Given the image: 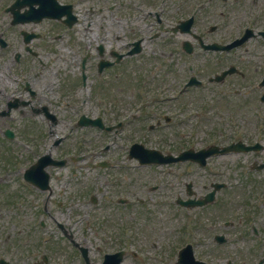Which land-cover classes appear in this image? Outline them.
<instances>
[{
	"label": "flooded vegetation",
	"instance_id": "flooded-vegetation-1",
	"mask_svg": "<svg viewBox=\"0 0 264 264\" xmlns=\"http://www.w3.org/2000/svg\"><path fill=\"white\" fill-rule=\"evenodd\" d=\"M54 1L59 17L42 21L54 22L67 31L76 28L75 32L88 48L82 59V68L91 56L99 60H114L121 56L117 66L108 70L120 69L121 62L148 58L152 69L166 75L178 72L183 66L189 73L195 74L201 67V59L213 60L218 65L213 74L229 65H241V75L234 74L223 83L212 84L214 89L221 90L219 96L223 97L217 98L216 103L225 107L223 113L226 117L224 125L219 124L212 131V137L219 139L218 144L240 140L246 145L256 146L255 150L230 153L223 158L212 157L203 167L192 162L163 165V211H183L178 202L188 199V193L193 200H202L217 181L226 184L243 181L254 176L257 166L264 165V0ZM13 28L15 26L10 25L0 33V198L6 183L15 182L16 175L24 181L25 168L42 155L40 150L44 146L52 145L51 158L66 159V163L61 168H47L50 175L48 191L33 189L45 194L46 203L49 198H57L64 213L71 208V202H77L83 209L90 204L96 209L92 213L102 217L104 224L113 229V234L110 232L100 240L105 241L109 248H120L121 227L129 225L132 232L131 220L148 213L140 196L149 190L143 183L138 185L132 173L137 164L115 162V158L114 164H110L107 170L104 186H97L98 198H88L90 186L77 176L78 170L83 168L82 164L88 162V151L83 146V140L68 136L66 124L58 122L48 106L42 105L44 101L36 91V84L48 86L49 82L40 79L39 74L34 72L37 54L29 53V59H26L24 34ZM238 38L243 41L237 47L227 51L213 49L214 45L225 46ZM181 80L174 77V84L163 93L179 90V96H184L182 92L185 90L195 89L185 88L184 81L179 84ZM244 91L248 92V98H241ZM139 100L134 93L131 99H119L130 107L125 112L133 111ZM142 101V108L161 106L167 111L169 106L183 102L178 98H144ZM187 101L193 103L192 100ZM35 111L36 118L45 123L51 124L54 120L52 129L46 135L40 128L31 130L24 124V113L30 115ZM160 116L163 117L159 114L154 116L157 123ZM166 152H169V147ZM74 154L81 157L77 163L72 162ZM45 162L49 164L48 160ZM57 170L65 172H55ZM114 171L116 177L113 179ZM217 171H225V175H218ZM259 172L260 181L264 182V166ZM220 176H224L225 180ZM215 203L216 200L194 209L198 219L195 241L206 249L212 245L209 241L214 228L211 219ZM82 212L88 214V211ZM252 233L255 237L260 235L254 229ZM132 239L127 241V248H132Z\"/></svg>",
	"mask_w": 264,
	"mask_h": 264
},
{
	"label": "rangeland",
	"instance_id": "rangeland-1",
	"mask_svg": "<svg viewBox=\"0 0 264 264\" xmlns=\"http://www.w3.org/2000/svg\"><path fill=\"white\" fill-rule=\"evenodd\" d=\"M15 0H0V11H5L4 5L5 4H12ZM6 25H8V18L7 16L4 14L3 16H0V28H2L3 26L5 27ZM39 29L46 31L47 29H45L44 27H52L51 22H44L43 24H39L38 25ZM43 26V27H42ZM25 28L30 29V28H34V27H30V26H26ZM50 34V32H49ZM48 34V35H49ZM69 41H71V39H68ZM48 42V38L42 42H38L36 43V49L38 51H40L41 56H42V62L41 64H39L37 66V70L42 73V77L47 78L50 81H59L58 83V91H57V95L56 97L60 96V92L62 89V92L67 90V88H69V86H65L64 82L65 81H73V83L75 84V86L73 87V97L74 98H78V99H87L89 98V100L92 101L93 104V100L95 99V94L93 92L96 91V89L99 86V82L95 80V71L92 70L89 73V81L86 84L87 89H88V93L86 92L85 88L80 89L79 86L76 84L77 82V76L79 73V52H75L74 54H70L69 52L71 51V45L68 47L69 51L66 52V63H63V67L65 66L66 68H63L62 70L58 71L59 73L56 72V68L54 67V62L52 61L51 57L48 55H45L48 53V50H50V45H46V43ZM79 44V42H75L74 46L76 47ZM44 45V46H43ZM58 47V50L60 51V47H61V43H57L55 44ZM63 45V44H62ZM38 46V48H37ZM73 46V50L75 49V47ZM62 49V48H61ZM57 56H60V53H57ZM90 61L94 62V59L90 58ZM76 63V64H74ZM40 65H44V66H40ZM137 65H140L137 63ZM141 66V65H140ZM216 71V70H215ZM212 72V70H211ZM210 73V72H208ZM122 75V77L124 78V82L125 84L121 83L123 81H121V78L117 77L114 74H109V75H105V85H103L102 90L104 95L110 99H117V98H122V99H127L132 97V93H130V88L132 84H134L135 79L137 77L136 74L134 73H130L129 71H125L124 73H120ZM113 75V76H111ZM207 74H204V76H206ZM108 80V81H107ZM101 82V81H100ZM102 83V82H101ZM79 90H81L79 93ZM93 91V92H92ZM200 92V98L194 99V103L192 106H195L194 110L190 112V114L188 115H193V119L191 118V116H189L185 121H184V125L182 126H177L174 129L177 130H184V134L186 135L185 137H182V142L187 140V135L188 133H190L191 131H208V130H212L214 128L213 126V122L216 120L215 117L213 116L212 112L209 111V109H213L214 107L210 106L211 100H212V93L209 89H202L200 91H191L188 92L189 94H187L184 99H189V98H194L195 96H197ZM89 94V95H88ZM48 95V94H46ZM50 95V94H49ZM56 97H50V101L51 104L52 101L56 98ZM96 101H94L95 103ZM98 103H102L104 106V110H105V115L108 116L109 118H105L106 122L109 123V121H111V111L113 110V106L115 107L118 106L120 107V110H125L127 109V107H124L122 104L118 103V102H107L105 100H101V98L99 97L98 99ZM58 104L52 105V108L55 109V112L58 114V119L60 117H63L65 115H67L70 111L69 108H59L57 107ZM75 105H79V101H77V103H75ZM103 107L98 106L96 107H92L90 110V115H95L98 114V111L96 109H101ZM186 109H191V108H186ZM101 113H99L100 115ZM186 115V116H188ZM105 116V117H106ZM145 126L147 124H144ZM141 124L139 122H137V131H139L141 129ZM172 129H163L160 131H157L155 133H149L148 132V136H146V131L143 132H137L136 137L134 140L140 142H144V145L148 146V147H156L158 149L161 150V146H165L164 143H166V139H173V140H178L177 137L172 134L171 132ZM88 135H89V145H93L96 143V145H99L100 147H102L104 145L105 142H110V141H104V140H99V136L96 135V133L91 130L88 129ZM163 136L162 140L161 137ZM109 138V135L107 136ZM145 137V138H144ZM111 140V136L109 138ZM125 137H121V139L119 140L120 143L124 142L125 143ZM165 140V142L163 141ZM120 146H116L117 149ZM114 149L111 150V152L115 151ZM112 155V154H110ZM98 158L96 157L94 160L96 161ZM88 177H91L93 174H95V172H87ZM140 176V173L138 172V177ZM137 180V183H139V180ZM258 180V179H256ZM244 188V187H243ZM242 188H235L233 189V201L228 204L227 206H229V212L227 216H231L234 215L235 211H234V204L239 205L240 199L237 198V195L239 193H241ZM14 188L13 187H9L8 186V191H13ZM251 189L250 188H245L242 190L243 193H246L245 198L249 195ZM7 195V193H5ZM222 196H225V193L223 192L221 194ZM226 197V196H225ZM30 200V198H28ZM232 198H230L231 200ZM36 206L41 205V201H36ZM21 210H26L29 211L31 205H21L18 206ZM37 210V208H36ZM258 210L260 211L261 208H258ZM240 212V210H238ZM225 212V211H224ZM218 218L216 219V221L221 220L220 218L222 217V219L226 218V216H224L223 214H218ZM44 220L45 221V228L40 227V221ZM53 220L59 222V223H63L66 224L70 227L71 231L73 233H76L78 236L79 233L81 232V223L84 221V217H76L74 218V220L76 222H72L70 220V218L65 217L64 214H57L56 217L52 218H46L43 219L42 217H36V232L34 234V237L36 238V258H39L42 254L47 255L48 257H52V252H53V248H55L59 253H60V257L64 259L69 258L71 256V249H70V245L67 243V241L63 238L60 237V235H55L52 236L50 241L44 243V239H49V237L52 234H55L52 227H53ZM22 221V220H21ZM135 225L138 227V232L139 233V239H142L141 242L143 243V245H141L142 243L140 241L136 242V247L135 252L138 253V257L135 260H132L131 258H127L124 259V261L122 262V264H133V262H135V264H175L176 261V249L179 247V244L176 243V240L178 239L177 236V231H178V226L180 224V222L182 221V217H178L176 215H173L172 217L169 216L168 214H165L163 210H161L159 213H155L152 214L150 217H140L138 216L136 219L133 220ZM81 222V223H80ZM7 223V219L1 220L0 221V230H3L4 227L7 229L11 228L10 224H6ZM16 223V222H14ZM28 225L27 222H25L24 226ZM220 231H224V232H229L231 233L230 237L235 238L234 232L236 230H223V229H219ZM252 242V241H251ZM246 242H244L242 239H237V240H232L231 244L226 245L225 248H221V250L219 249L217 250H207L204 247L202 248H195L194 249V254L196 258L202 259V258H206L209 259V257L211 258V261H209L211 264H224V259L226 257H229V253H231L230 255H232L233 259L235 260L234 264H242L240 261L241 260H245L247 262V264H253V262L258 259L259 257H263L264 256V247L263 249H260L259 251L256 252H252V251H247L245 250V246H246ZM50 247V248H49ZM52 251V252H51ZM92 254L96 257V259L99 257L96 251H92ZM204 254L208 255L209 257L204 256ZM92 257V256H90ZM94 258V257H92Z\"/></svg>",
	"mask_w": 264,
	"mask_h": 264
}]
</instances>
